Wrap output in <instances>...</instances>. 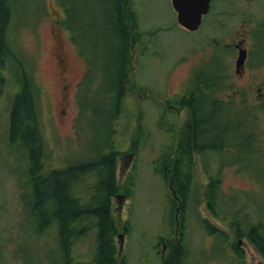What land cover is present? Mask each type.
<instances>
[{
  "label": "rangeland",
  "instance_id": "1",
  "mask_svg": "<svg viewBox=\"0 0 264 264\" xmlns=\"http://www.w3.org/2000/svg\"><path fill=\"white\" fill-rule=\"evenodd\" d=\"M79 1L70 16L62 4L68 0H15L17 13L9 32L13 49L38 86L39 128L47 155L50 153L48 167L66 159L95 165L98 172L103 171L102 176L91 170V182L87 184L85 177L80 192L98 199L108 194L102 184L108 176L99 166L103 157L123 152L134 155L129 171L122 174L118 168L116 177L117 192L125 197L122 217L120 204H113L117 233L124 236L121 253L119 236L115 238L119 263L164 264L163 246L177 238L179 213L188 251L185 264H231L227 246L239 244L241 238L237 239L235 232L208 209L205 196L209 176L198 158L193 164L195 183H184L192 188L190 198L183 212L177 211L170 184L173 171L166 167L173 162L169 145L175 141L165 129L173 118L166 104L189 98L198 82L217 79L224 63L226 87L216 91V97L239 105L245 99L251 110L264 104V0H214L212 13L197 32L180 26L172 0H131L128 10L136 17L135 69L129 74L128 91L121 100L116 92L120 84L115 64L120 55L116 58L118 42L111 35L112 0ZM66 20L73 25L80 23L82 50L89 52L95 65L79 95L76 85L86 71L85 57L78 55L75 35L65 26ZM54 32L63 40L73 67L71 106L64 124L59 115L63 83ZM242 39L247 41L250 56L239 69L240 49L236 44ZM3 73L7 81L0 95V264H68L65 251L58 247L60 224L55 231L44 224L48 214L34 217L31 213L37 197L30 187L38 181L28 169L31 150L23 141H10L11 111L22 88L23 70L18 61L10 60ZM177 93L181 95L174 97ZM202 105L209 115L215 113L212 109L218 104L207 98ZM219 113L225 121L226 112ZM173 119L177 122V115ZM182 119L181 125L188 114ZM255 120L260 137L256 149L259 147L261 153L244 157L240 146L239 164L226 166L227 158L220 157L215 166L222 171L219 200L228 202L226 211L237 200L235 206L241 215L264 227V110ZM98 220L92 216L81 221L85 234L79 235L72 251L73 264H99ZM204 220L225 235L208 231ZM169 245L165 257L170 254ZM240 246H244L249 264H264L263 256L247 238H242Z\"/></svg>",
  "mask_w": 264,
  "mask_h": 264
},
{
  "label": "trees",
  "instance_id": "2",
  "mask_svg": "<svg viewBox=\"0 0 264 264\" xmlns=\"http://www.w3.org/2000/svg\"><path fill=\"white\" fill-rule=\"evenodd\" d=\"M79 0H68V3L62 2L65 7V11L70 14L72 7L79 4ZM65 3V4H64ZM112 16L110 18L111 23V35L113 39L118 42L116 48V58H118L115 68L118 72L116 77L117 82L120 84L116 89L117 98L123 99L127 93V85L131 81L129 74H132L134 65V46L137 42L135 38L134 28L136 25V17L134 13L128 10V4L131 0H112ZM69 7V8H68ZM17 13V7L15 0H0V95L4 91L6 85V77L4 71L8 67V63L11 60H16L20 63L23 70L22 88L16 95L12 106L11 113V125H10V141L11 144L23 141L26 147L31 150V154L28 160L29 173L33 178H37V182L34 186L30 187V191L34 192L37 197V206L45 203L47 199H51L53 202V208L55 211V220L61 226V245L62 243L70 246V237L73 235L68 230L70 225H73L78 219L81 221L86 220L92 216H97L99 226L98 237V261L99 264H121L119 263L115 238L118 234L117 224L112 211L111 197L117 190L116 180V165L115 156H104L100 167H104L108 178L103 180V186L107 189V195L103 198L95 199L94 195L89 197L82 196V184L75 187L67 183L66 187L63 182L60 181L61 175L59 171L49 174L46 166L48 165L46 146L42 141V133L39 128V113L37 105L38 86L34 78L29 74L22 59L13 49L9 40V32L12 23ZM71 16V14H70ZM65 26L70 28L75 37L77 45L81 48V34L79 30V24H71L69 20H66ZM90 24L91 18H88ZM90 31V27L85 29ZM90 42H87L89 44ZM82 52L86 54L91 63V57L87 50ZM22 61V62H21ZM97 69V68H96ZM91 74V72H90ZM90 77V76H89ZM88 77V78H89ZM87 78V79H88ZM220 90L211 91H199L194 90L191 96V101L195 102L193 106L194 112V129L191 135L185 134V145L182 147V152L186 153L181 155L182 161L185 157L189 158V169H182L181 166L177 171L171 174L173 180V187L178 196L182 198L181 208L184 210L190 195L192 188L185 187L184 183L189 184L188 180L193 178V162L196 158L195 151L202 154L203 166L205 169L207 178V190L206 201L208 209L214 215V217L220 222L227 225L228 228L235 232L237 239L247 238L251 243L255 245L258 252L264 258V227L261 224H253L247 216L241 215L242 212L236 209V202L233 206H228V210L224 208L223 203L219 200V196L222 198V171L216 169V164L220 160V157H226V166L239 164V154L237 148L240 146L243 149L244 157H251L255 153L260 154L256 144L260 139L258 132V125L256 126V118L259 115V111L264 110V104L259 105L257 108L246 106V100L242 99V104H235L234 101H223L221 98L216 97L215 92ZM211 99L216 104L213 108V112L216 113V117L212 112L206 113L207 109L205 105H202L205 99ZM204 99V100H203ZM202 100V101H200ZM197 102V103H196ZM192 103V102H191ZM216 110V111H214ZM226 112V120H222L220 111ZM214 117V118H213ZM241 133L240 137L239 134ZM194 148V151L192 149ZM207 152V153H203ZM237 157V158H236ZM234 158H236L234 160ZM83 173L82 182L89 184V177L93 174L89 172L96 171L102 176V172H98L95 169V165L88 163H81ZM51 167V166H50ZM104 170V171H105ZM213 170V174L211 173ZM195 174V172H194ZM168 175V174H167ZM102 181V180H101ZM91 182V181H90ZM182 183L183 186L180 184ZM81 195L82 199L81 208H77V203L74 199V190ZM190 189V190H189ZM238 195V194H236ZM235 196V195H233ZM238 199V197H237ZM182 210V212H183ZM206 229L218 236L225 235V232L217 226L211 224L210 221L204 220ZM178 237L170 242L171 251L168 257H166L164 264H185V259L188 256L186 249V243L184 238V231H182V223L180 221ZM182 237L179 238V234ZM81 233L85 234L83 229ZM181 236V235H180ZM167 240H164V242ZM239 246V244H234ZM68 264H73L71 256V250L66 251Z\"/></svg>",
  "mask_w": 264,
  "mask_h": 264
},
{
  "label": "flooded vegetation",
  "instance_id": "3",
  "mask_svg": "<svg viewBox=\"0 0 264 264\" xmlns=\"http://www.w3.org/2000/svg\"><path fill=\"white\" fill-rule=\"evenodd\" d=\"M213 2H214V0L211 3L210 12L207 15H205V17L206 16L208 17L212 13V11L214 9L213 8ZM205 17H204V20H205ZM177 19H178V14H177ZM204 20H203V23H204ZM202 26H203V24H202ZM181 27L188 30L187 28H185L183 26H181ZM201 27H200V29H201ZM199 30H197V31H199ZM188 31H190V30H188ZM197 31H192V32H197ZM55 35L56 34L54 32L55 47L57 49V54H58L57 63H58V67L60 68V76L62 78V83H63L62 95L60 98L59 115L61 118V124H64L65 123L64 116L69 114V110H70L69 108L71 106L70 97H71V91H72V87H73V81H72L71 74H72L73 67L71 64V60L67 55L66 50L63 48V40H60ZM254 38L258 39L255 36H254ZM246 43H247L246 39H242L236 44V48L238 50L239 49L240 50L246 49L248 52V57H249L250 52L246 48V45H245ZM78 48H79L78 52H77L78 55L80 54V56L82 58L85 57L84 61H85V65H86V71L84 74L82 73V76L76 85V87L79 88V89H77V95H79V93H80L79 91H81L83 84L86 83L87 78L89 76L91 77L90 72L92 73L95 69V65L92 63V61L90 63L89 58L83 54V52L79 46H78ZM224 69H225V63H224V66H223L221 72L218 74V77H216L217 79L209 80L207 82H198L197 88H195V90H199V91H201V90H203V91L225 90L226 86H225V79H224L225 78L224 77V72H225ZM244 69H246V65H245ZM191 78L192 77H190L189 80ZM187 83L188 82L185 83V86L187 85ZM185 91H187V90H185ZM180 95H181V93H177V95L174 97H178ZM191 96L189 98H186V99L183 98V99L177 100L176 102H169L168 104H166V108H167V110H169L171 112V116H173V118H174V116L177 115V117H178L177 122H175L174 119L172 118L171 120H169L165 124L166 125L165 129H166L167 133L171 134V138H172V136H175V141L172 144V147H171V145H169V149L170 150L173 149V151H172L173 162L170 164V167L168 165L166 166L167 169H169V170L171 169L173 172L177 171L182 164H183V166H181L182 169L188 170L190 167V165L188 164L189 158L185 157V159L182 161L181 155L186 154V153L182 152V147L186 144L185 143V136H186L185 134L187 133V135H188V133H189L191 135L192 133H190V132H192L194 129L193 106H194L195 102L191 101ZM192 104H193V106H192ZM184 114H185V116H187V114H188V119L185 121V123L183 125H181L182 121H184L182 119ZM75 118L77 119V117H75ZM192 150L194 151V148ZM170 153H171V151H170ZM194 153L196 155V158H198V161L199 162L201 161L200 163L203 165L202 154L200 152L198 153V151H195ZM203 153H207V152H203ZM131 155H133V154H129L128 152H123L122 154L116 156V159H115L116 177H117L118 168H119L120 172H122V174L129 171V169H130L129 166L133 162V161L130 162L128 160L129 156H131ZM196 158H195L193 164L195 163ZM75 161L76 162H72V160L68 161V159H66L63 163H61L58 166L52 165L49 168L47 165L46 169H48L49 174L55 173L56 171H59V173L61 175L60 181L63 182L65 187H66L67 183H69L70 185L73 184L76 187V186L82 184V174H84V173H83V169H82V165H81L82 161L77 160V159H75ZM88 174H93V173L91 171ZM193 178H194V176H193ZM193 178H191V180H188L189 184L191 182H193L192 184L195 183L196 177L194 179ZM172 183H173V180L170 179V184H172ZM117 191L118 190H116V192L111 197L112 211H113L114 202H118L119 204L122 203L121 206L119 205V209H118L120 217H122L123 212H124L123 206H124V202H125V197L122 193H118ZM74 199H75V203H77V205H76L77 208L80 209L81 208V202H82L80 199H82V197L80 194H78L76 189L74 190ZM174 199H176V201L178 203L177 211L178 210L182 211V208H181V206H182L181 203L183 202L182 198L179 197V199H178V198L174 197ZM52 208H53V202H51V199L49 198L45 201V203H43L41 205L37 206V204H36L34 207H32V212L31 211L30 212L33 214L34 217H37L41 213L48 214L46 220L44 221V224L48 223L49 226L51 225V227L55 231H57V227H58L59 223L57 220H55V211ZM178 214L179 213H177V216H179V218H180V215H178ZM179 228L180 227L178 225V230H179ZM60 229H61V226H60ZM60 229H59V234L61 233ZM81 229H82L81 228V220L78 219L77 221L74 222L73 225H70L68 227V230L71 233L73 232V235L70 237V240H69L70 246H68L67 244H64V243H62V245H61V234H60V242H59L60 246H58V247L61 248L62 250H64L65 253L68 249L71 250V256H72L73 255L72 251L76 247L75 245L77 243V240L80 238L79 235L81 234ZM54 235H55V233H54ZM118 236L119 235L117 234V237ZM177 237H178V233H177ZM240 240H242V238ZM251 245L256 251H258L253 243H251ZM227 249L229 250V252H231V260H232L231 264H249L248 260L246 259L244 246H240V243H239V246H227ZM121 252L122 251H120L119 253H121ZM163 259H164V257H163Z\"/></svg>",
  "mask_w": 264,
  "mask_h": 264
},
{
  "label": "water",
  "instance_id": "4",
  "mask_svg": "<svg viewBox=\"0 0 264 264\" xmlns=\"http://www.w3.org/2000/svg\"><path fill=\"white\" fill-rule=\"evenodd\" d=\"M212 1L213 0H172L173 7L178 14L179 24L190 31L199 30L203 24L205 15H207L211 10ZM247 57H248L247 50L241 49L240 56L237 62L239 69H242L244 67ZM133 159L134 156L131 155L129 156L128 160L132 162ZM171 188L173 190L174 197L179 199L177 192L173 187V183L171 184ZM121 205L122 203H120V206ZM177 220H178V225L180 226L179 216H177ZM119 240L121 243L120 251H122L124 246V236L120 235ZM240 244H242V240L240 241ZM167 248H168L167 245L163 246L162 255L164 257V261L166 259L165 253L167 251Z\"/></svg>",
  "mask_w": 264,
  "mask_h": 264
}]
</instances>
